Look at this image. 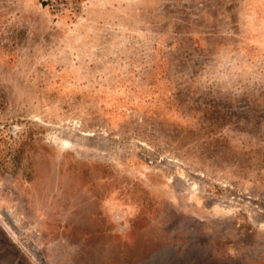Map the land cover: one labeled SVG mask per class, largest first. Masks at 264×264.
Instances as JSON below:
<instances>
[{"label":"rangeland","instance_id":"374dc122","mask_svg":"<svg viewBox=\"0 0 264 264\" xmlns=\"http://www.w3.org/2000/svg\"><path fill=\"white\" fill-rule=\"evenodd\" d=\"M0 264H264V0H0Z\"/></svg>","mask_w":264,"mask_h":264}]
</instances>
